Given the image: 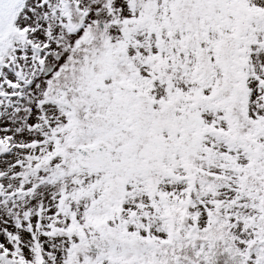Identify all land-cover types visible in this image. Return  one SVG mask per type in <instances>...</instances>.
Masks as SVG:
<instances>
[{"label":"snow or ice","instance_id":"6c2138e0","mask_svg":"<svg viewBox=\"0 0 264 264\" xmlns=\"http://www.w3.org/2000/svg\"><path fill=\"white\" fill-rule=\"evenodd\" d=\"M0 264H264V0H0Z\"/></svg>","mask_w":264,"mask_h":264}]
</instances>
